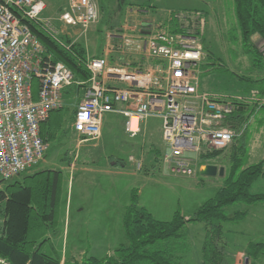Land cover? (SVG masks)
I'll use <instances>...</instances> for the list:
<instances>
[{
	"label": "rangeland",
	"instance_id": "1",
	"mask_svg": "<svg viewBox=\"0 0 264 264\" xmlns=\"http://www.w3.org/2000/svg\"><path fill=\"white\" fill-rule=\"evenodd\" d=\"M44 2L46 9L43 16L54 20L56 36L62 41L68 38L70 42H75L89 55L101 53L108 34L122 24L124 9L129 5L153 4L159 16L172 12L173 22L178 20L177 14L186 20L192 13L204 11L201 62L205 60V48L209 54L205 63H216L202 67L200 63L198 78L202 89L225 100L245 95L248 91H243L244 87L251 83L248 79L264 77V67L254 62L255 55L240 41L234 17V0H122L121 10L117 0H99V20L84 34L75 33L72 27L61 31L63 26L56 18L59 11L66 7V0ZM256 43L259 47L263 44L261 41ZM79 95V88L73 85L65 87L61 109L52 111L43 125L47 144L44 160L21 174L0 181V189H6L17 180L24 181L29 172L43 169L60 172L54 218L42 250L53 257H62L66 264L88 257L102 260L121 244H126L123 214L130 202L131 190L137 193L139 206L147 209L154 218L167 221L177 210L187 218L192 217L201 204L213 197L221 182L219 177L199 173L200 163H206L207 159L201 160L197 154L189 155L196 170L193 176H175L163 163L155 161V152L160 151L161 154L165 148L161 136L162 120L157 116L148 117L142 122L139 132L131 135L125 130L122 115L105 113L100 137L79 144L71 122L74 103ZM261 104L252 105L256 108L246 117V129L240 137L246 133L249 140L250 137L256 138V141L264 139V109L255 112L262 107H259ZM257 123H262L263 127ZM225 152L217 155V165H224V161L230 158ZM133 161L144 164L143 169H138ZM255 184L252 191L261 187ZM258 204L236 202L225 207L229 216L243 210L245 215L223 224L226 241L223 264H246L248 244L264 243V209ZM186 226L188 251L183 255L181 264H199L204 226L199 222ZM253 264H264V251L258 254Z\"/></svg>",
	"mask_w": 264,
	"mask_h": 264
},
{
	"label": "built area",
	"instance_id": "2",
	"mask_svg": "<svg viewBox=\"0 0 264 264\" xmlns=\"http://www.w3.org/2000/svg\"><path fill=\"white\" fill-rule=\"evenodd\" d=\"M66 1L56 18L62 32L72 27L84 34L98 22L99 0ZM45 9L44 0H0V181L44 158L47 144L40 136V125L52 110L61 108L62 92L74 82L64 63L51 62L49 57L43 62L45 49L30 24L57 40L54 20L43 16ZM176 16L189 25L187 31L158 29L149 35L141 67H107L104 56H86L90 78L75 104L72 129L80 144L100 137L105 113L123 115L131 135L138 132L137 127L131 129L133 118L139 125L157 116L162 120L165 145L161 163L175 176H193L196 170L190 154L224 150L240 134L227 120L234 100L261 104L264 96L252 90L249 95L222 100L200 89L204 19L199 11L186 20ZM134 163L139 169L141 162Z\"/></svg>",
	"mask_w": 264,
	"mask_h": 264
},
{
	"label": "trees",
	"instance_id": "3",
	"mask_svg": "<svg viewBox=\"0 0 264 264\" xmlns=\"http://www.w3.org/2000/svg\"><path fill=\"white\" fill-rule=\"evenodd\" d=\"M121 1L117 0L118 8H121ZM234 14L242 45L249 52H253L254 62L264 67V0H234ZM170 19L173 20L174 16L171 15ZM173 26L171 32L181 33L186 32L189 27V25L180 24L179 19L174 21ZM30 27L45 49L43 62L49 57L51 62L64 63L73 74L74 82L70 85L76 88L85 87L90 78V72L84 63L86 59L84 49L77 46L75 42H70L68 38L65 41L59 38L54 40L34 24H30ZM259 40L263 43L261 47L256 43ZM203 51L207 60L209 54L205 48ZM205 60L201 62L200 67L216 63V61L205 63ZM248 81L251 83L243 90L248 92L240 96L249 95L252 90H257L259 96H264V77L248 79ZM234 102V111L228 115L227 120L233 129L237 132L241 131L236 137L239 140L245 135L240 137L246 129L243 127L246 117L256 108L252 105L259 103L236 100ZM261 106L264 108V104L259 107ZM74 110L73 108L71 122H73ZM47 120L39 128L40 136L44 141L42 127ZM220 152L222 150L201 154L200 157L209 159ZM155 153V161L161 163L162 153L160 154V151ZM143 165L140 166V170L143 169ZM59 175L58 170L43 169L26 175L24 182L15 181L6 189H0L2 214L0 259L5 264H60V257L50 256L42 250L47 240L46 233L54 218L58 200ZM261 178H264L263 161L245 164L241 155L235 154L229 160L223 182L213 197L201 204L192 217L187 218L177 210L167 221L154 218L147 209L139 206L138 195L131 190L130 202L125 206L123 214L126 244H121L102 260L88 257L71 264H181L183 255L188 251L186 225L191 222H199L204 226L199 264H223L226 243L223 224L241 219L245 215L243 210L235 211L229 216L225 213V207L236 202L244 204L264 202L263 191H252V185ZM263 251L264 243L250 242L245 250L248 260L246 264H253L258 254ZM62 264H66V261Z\"/></svg>",
	"mask_w": 264,
	"mask_h": 264
},
{
	"label": "crops",
	"instance_id": "4",
	"mask_svg": "<svg viewBox=\"0 0 264 264\" xmlns=\"http://www.w3.org/2000/svg\"><path fill=\"white\" fill-rule=\"evenodd\" d=\"M119 9L121 10V8ZM203 12L204 11H201L202 14H204ZM171 15H172V12H169L168 14H165L163 16H159L158 14L155 13V5L153 4L148 5L147 3H143V4L129 5L127 9H124V16H123L122 24L117 29H115V31L112 33L111 38L107 37L101 53L99 55L86 54V56L88 57L104 56L107 60L106 62L107 67L122 66V65L130 66V67H141L144 65L143 57L145 56V51H144L145 39L149 35L154 33L155 31H157L158 29H164L167 31H171L172 26L174 25L173 20L170 19ZM234 17H235V14H234ZM179 23L183 24L184 26H188L187 23L185 24L184 22H181L180 20H179ZM73 30L75 33H77L75 29ZM108 84H110L109 81H108ZM199 86H200V81H199ZM37 89H38V83H37V80H34L33 81L34 95H36ZM79 89L81 90V95H79L77 100L82 96L84 87H80ZM200 89L202 88L200 87ZM76 102L74 103V107H75ZM263 109H264L263 107L259 108L255 112L262 111ZM51 113L49 114V118L51 117ZM122 117L124 116L122 115ZM125 120L126 118L124 117V124H125ZM144 121H141L139 125H136L138 132H139V128H141L142 122ZM258 125L261 127L262 123ZM253 135L255 136V131ZM224 150H226L225 155L228 154V157H230V159L233 158L235 154H240L245 164H251V163H255L259 161L264 162V139L263 138H259L256 141V138L254 139L250 137V140H249V138L246 136V133H245V135L239 140L235 138L229 144V146L225 148ZM198 157L201 158L200 156ZM206 159L209 161H207ZM216 159H218L217 155L209 159L201 158V160H204V161L206 160L207 161L206 163H214V164H217ZM230 159L228 158V160H225L224 165L221 163L220 165L218 164L219 166L224 167V173L222 176H216L221 179V182L217 185L218 186L217 188H219L223 182V176L228 168L227 161L229 163ZM42 160H44V158ZM206 163L205 162L200 163V168ZM33 173L29 172L27 175H31ZM256 183L261 186L260 188H257V190L264 192V178L258 179ZM258 205L261 209H264V202H259ZM60 259H61L60 264H62L64 262L63 258L60 257Z\"/></svg>",
	"mask_w": 264,
	"mask_h": 264
},
{
	"label": "water",
	"instance_id": "5",
	"mask_svg": "<svg viewBox=\"0 0 264 264\" xmlns=\"http://www.w3.org/2000/svg\"><path fill=\"white\" fill-rule=\"evenodd\" d=\"M260 41L262 42V40H259V42ZM199 173L201 175L209 176V177L222 176L224 173V167L218 166L217 164L214 163H206L199 169ZM0 264H5V263L0 261Z\"/></svg>",
	"mask_w": 264,
	"mask_h": 264
},
{
	"label": "bare ground",
	"instance_id": "6",
	"mask_svg": "<svg viewBox=\"0 0 264 264\" xmlns=\"http://www.w3.org/2000/svg\"><path fill=\"white\" fill-rule=\"evenodd\" d=\"M136 124H137V123H136V119L133 118V119H132V122H131V129H132V130H135V129H136V127H137Z\"/></svg>",
	"mask_w": 264,
	"mask_h": 264
}]
</instances>
